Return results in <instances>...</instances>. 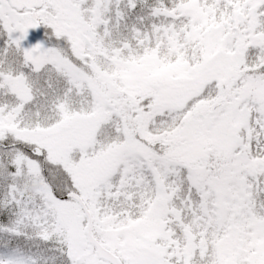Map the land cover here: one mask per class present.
Returning <instances> with one entry per match:
<instances>
[{"label":"snow or ice","instance_id":"6c2138e0","mask_svg":"<svg viewBox=\"0 0 264 264\" xmlns=\"http://www.w3.org/2000/svg\"><path fill=\"white\" fill-rule=\"evenodd\" d=\"M0 264H264V0H0Z\"/></svg>","mask_w":264,"mask_h":264}]
</instances>
